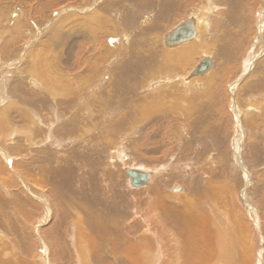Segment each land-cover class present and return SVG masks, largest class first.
Wrapping results in <instances>:
<instances>
[{
	"label": "bare ground",
	"instance_id": "obj_1",
	"mask_svg": "<svg viewBox=\"0 0 264 264\" xmlns=\"http://www.w3.org/2000/svg\"><path fill=\"white\" fill-rule=\"evenodd\" d=\"M6 4L23 23L0 22V264H264V0Z\"/></svg>",
	"mask_w": 264,
	"mask_h": 264
},
{
	"label": "rangeland",
	"instance_id": "obj_2",
	"mask_svg": "<svg viewBox=\"0 0 264 264\" xmlns=\"http://www.w3.org/2000/svg\"><path fill=\"white\" fill-rule=\"evenodd\" d=\"M0 17H1V19H0V22H1V26H7V29L6 30H9V31H11L12 29H13V33L14 32H16L15 34H19L20 32H17V31H15V29L16 28H18L19 27V25H21L22 23H23V20H22V22L20 21H16L12 16V14H14V16L16 15V13H13V10L12 9H10V7H8V5L6 4L7 3V0H0ZM258 2V1H257ZM5 3V4H4ZM3 5L4 6H7V7H3ZM29 7V6H28ZM6 8V10H3V9H5ZM190 7H186L185 9H184V6L182 5L181 6V8H180V11H179V15H180V17H179V15H178V17L176 16V15H174V18H173V16H171L170 18H169V23H168V21L167 22H165V23H167V24H165V23H162V24H160V26H159V28L161 29L160 31H159V28H158V32L157 31H155V32H146V31H144V35H142V33L139 35V36H141V37H139V38H136L135 39V41H139L141 38L144 40L146 37H149L148 39L150 40H154V37H155V34H157L158 33V35H157V37L158 36H160V37H158L161 41H163V39H162V35H160V33H162V34H164V29H169L170 27H171V25H174V24H177V23H179L180 21H182L184 18H187L188 16H189V9ZM1 10H3V11H1ZM2 12V13H1ZM181 13H182V15H181ZM184 13H185V16H184ZM188 13V15H186ZM3 15V16H2ZM8 16V17H7ZM184 16V17H183ZM12 17V18H11ZM183 17V18H182ZM182 18V19H181ZM4 19V20H3ZM12 19V20H11ZM173 19V20H172ZM175 19V20H174ZM174 21V23H172ZM18 22V25L16 24ZM21 23V24H20ZM5 24V25H4ZM10 24H12V26L10 27V29H9V25ZM166 26H165V25ZM169 24V25H168ZM14 25V26H13ZM53 27H55L56 25H55V22H54V24L52 25ZM162 27H163V29H162ZM169 27V28H168ZM53 29V28H52ZM161 31H163V32H161ZM46 32H43V34L41 35V39H44L43 37H45L47 34H45ZM48 33H49V31H48ZM153 34L154 36H151V34ZM131 36H132V34H130ZM145 37V38H144ZM133 37H131V39H132ZM130 39V40H131ZM138 39V40H137ZM148 39H145V40H148ZM125 45H127V43L126 42H124V46ZM125 47H127V46H125ZM56 52L58 53V51H55L54 53H52L51 54V58H50V63H49V65H50V67H49V65H48V67L49 68H51V69H53V66L55 67H57V68H59V63H57L56 62V59H55V55H56ZM76 55V54H75ZM49 56H50V54H49ZM206 58V57H205ZM55 62L57 63V64H55ZM53 65V66H52ZM143 65V64H142ZM52 66V67H51ZM55 67V69L58 71L59 69H57ZM146 67H149V66H146ZM5 72H7V71H5ZM7 88H8V90H11V86H8L7 85ZM9 92V91H8ZM7 103H9V102H5L4 101V103H2V105L3 106H5ZM1 107V106H0ZM228 118V120H229V117H227ZM232 126V125H231ZM29 130V129H28ZM28 130H24V135H26V133L28 132ZM230 132V131H229ZM231 132H233V127H232V130H231ZM11 134L13 135L11 138H10V140H12L13 139V137L14 138H17V135H15V133L12 131L11 132ZM135 139H137V138H135ZM134 138L132 139V140H130V141H127L126 142V148L127 149H129V150H133V149H131L130 147L132 146H136V144H140V142H136V141H139V140H135ZM242 139V140H241ZM240 140H239V144L242 146L241 147V149H239L238 151H240V154H241V157L242 156H244V157H246V156H249V154H251V152H248V147H247V139L244 137V138H241ZM245 139V140H244ZM232 140V139H231ZM131 142H134V144L133 145H130V144H132ZM243 142V143H242ZM128 143V144H127ZM238 143V142H237ZM246 145V148L244 147L245 145ZM129 145V146H128ZM45 146H47V145H45ZM45 146H42V147H40V149H42L43 147H45ZM133 147V148H134ZM245 148V150H244V148ZM243 148V149H242ZM134 150H135V148H134ZM133 150V151H134ZM242 150L243 151H245V153H242ZM247 152V153H246ZM233 153V155H234V152H232ZM245 154V155H244ZM29 156V154H27V157ZM160 155H157V156H155V155H152L151 157L153 158H157V157H159ZM24 157H26V156H23V157H20L19 159H21V158H24ZM129 158V157H128ZM10 161H12L11 160V158L9 159ZM246 161H245V163L247 164L246 165V167H248V166H250V164H252V163H250V162H247V161H249L248 159H245ZM20 161V160H19ZM19 161H17V163L19 162ZM21 163H23L24 164V162L23 161H20ZM81 162H83V160L82 159H80V161L78 160V162H77V164L79 165ZM233 162V161H232ZM16 163V162H15ZM250 163V164H249ZM138 163L137 162H135L134 163V165H137ZM237 167V168H236ZM238 167H239V165H236L235 166V169H236V171L237 170H239L238 172H239V175H240V179L237 177V179H238V190H239V193H240V191L246 186L245 185V183H243L244 181L242 180V173H241V170H240V168L238 169ZM241 167V166H240ZM76 170V169H75ZM258 172H260V171H258ZM34 174V179L35 180H37L38 181V187H43V186H45V184H46V182L41 178V176H37L38 174L37 173H33ZM36 177V178H35ZM225 180V179H224ZM223 180V181H224ZM43 184V185H42ZM179 185H182V184H179ZM241 185V186H240ZM47 189V188H46ZM14 191H16V189H13ZM251 191V192H250ZM257 192V193H256ZM246 194L250 197V196H252V201H256L258 198H259V196L261 195L258 191H254L253 189H248L247 190V192H246ZM251 194H253V195H255L254 197H253V195H251ZM48 197H49V195H48ZM260 198H261V196H260ZM50 199V201H51V203H53V200L51 199V197L49 198ZM240 202V201H239ZM54 204V203H53ZM240 204V203H239ZM241 206H243L242 204H240ZM262 209H260V211H258L259 212V214H260V212L262 213L263 211H261ZM31 213H33L32 211H31ZM263 214V213H262ZM52 223V222H51ZM50 223V224H51ZM47 227H49V224L46 226V228ZM35 246H33V248H34ZM35 249H36V247H35ZM262 250H263V257H264V245L262 246ZM49 253L51 252L52 253V255H51V253H50V257H49V261H51L52 262V264H54L53 263V261H52V256H53V252H52V250H51V248H49V251H48ZM257 252H258V249H257ZM55 264H61V263H55Z\"/></svg>",
	"mask_w": 264,
	"mask_h": 264
},
{
	"label": "water",
	"instance_id": "obj_3",
	"mask_svg": "<svg viewBox=\"0 0 264 264\" xmlns=\"http://www.w3.org/2000/svg\"><path fill=\"white\" fill-rule=\"evenodd\" d=\"M195 36V26H194V20L188 19L184 22H182L176 29L171 31L166 39H165V45L166 46H179L183 44L184 42L192 40ZM212 63L210 59L205 58L195 70L194 75L198 76L201 74H204L206 70L211 67ZM128 174L132 180L133 186H141L145 184L148 181V175L144 172H140L137 170H127Z\"/></svg>",
	"mask_w": 264,
	"mask_h": 264
}]
</instances>
